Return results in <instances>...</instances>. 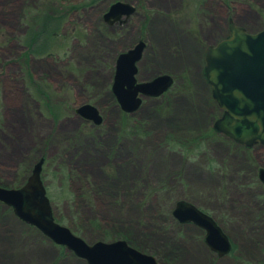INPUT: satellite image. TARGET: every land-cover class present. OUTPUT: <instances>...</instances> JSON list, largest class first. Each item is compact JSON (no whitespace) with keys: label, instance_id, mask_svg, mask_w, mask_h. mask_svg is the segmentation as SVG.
I'll list each match as a JSON object with an SVG mask.
<instances>
[{"label":"rangeland","instance_id":"obj_1","mask_svg":"<svg viewBox=\"0 0 264 264\" xmlns=\"http://www.w3.org/2000/svg\"><path fill=\"white\" fill-rule=\"evenodd\" d=\"M116 1L134 11L109 24L103 15ZM47 2L52 13L79 8L48 52L32 54L25 13ZM230 21L260 31L264 0H0V185L21 187L44 158L54 221L89 244L124 240L159 264H264V144L245 147L213 129L222 109L203 75L205 49ZM139 41L137 81H173L126 113L111 85L118 55ZM85 103L100 124L75 113ZM178 200L216 221L232 244L227 255L173 217ZM0 236L34 249L8 263L0 244V264H87L2 202Z\"/></svg>","mask_w":264,"mask_h":264},{"label":"water","instance_id":"obj_2","mask_svg":"<svg viewBox=\"0 0 264 264\" xmlns=\"http://www.w3.org/2000/svg\"><path fill=\"white\" fill-rule=\"evenodd\" d=\"M134 8L127 2L112 3L103 18L109 24L129 16ZM144 47L139 41L118 55L111 91L120 108L131 113L141 103L140 95L158 96L172 84V77L161 74L149 81L138 82L136 63ZM203 75L210 85L212 97L222 114L213 129L245 147L264 144V28L248 33L231 21L228 34L204 52ZM75 113L100 124L102 117L89 103L80 105ZM44 158H40L25 183L19 188L0 185V202L10 206L23 222L37 228L54 243L64 246L87 264H159L156 259L129 246L124 240L87 243L67 227L54 221L50 200L41 179ZM264 186V168L258 170ZM172 215L181 223L191 222L205 231L204 242L221 257L232 244L216 221L188 201L178 200Z\"/></svg>","mask_w":264,"mask_h":264},{"label":"trees","instance_id":"obj_3","mask_svg":"<svg viewBox=\"0 0 264 264\" xmlns=\"http://www.w3.org/2000/svg\"><path fill=\"white\" fill-rule=\"evenodd\" d=\"M49 5V6H46ZM36 6L25 13L26 24L29 27L30 38L26 40L30 53L48 52L47 40L56 37L59 34L61 26L67 21V13L73 9H78L77 5H69V7H53V13L50 11V3ZM36 26V27H35ZM41 40V44H39ZM39 45V46H38ZM37 46V47H36ZM29 75V74H28ZM30 77V76H29Z\"/></svg>","mask_w":264,"mask_h":264},{"label":"crops","instance_id":"obj_4","mask_svg":"<svg viewBox=\"0 0 264 264\" xmlns=\"http://www.w3.org/2000/svg\"><path fill=\"white\" fill-rule=\"evenodd\" d=\"M8 223L12 224L11 221H7ZM1 240H0V244H2V249L1 250H4V253L5 254V261H7L8 263L9 262H14V260L16 259H19L22 255H25L27 254V252L29 251H33L34 252V249H28V250H25V249H22L19 244H17L15 242V240H17L16 238L17 237H2L0 236ZM4 238V239H2ZM56 259L60 260V256L58 255L56 257ZM81 260V259H80ZM62 264V263H61ZM63 264H81L80 262L78 261H73V260H70L69 263H63Z\"/></svg>","mask_w":264,"mask_h":264},{"label":"bare ground","instance_id":"obj_5","mask_svg":"<svg viewBox=\"0 0 264 264\" xmlns=\"http://www.w3.org/2000/svg\"><path fill=\"white\" fill-rule=\"evenodd\" d=\"M224 39V38H223ZM222 40V39H221ZM218 43V42H217Z\"/></svg>","mask_w":264,"mask_h":264}]
</instances>
